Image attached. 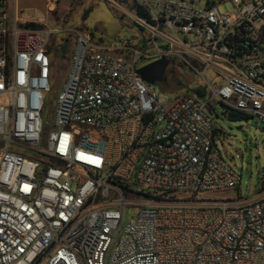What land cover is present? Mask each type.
I'll list each match as a JSON object with an SVG mask.
<instances>
[{"label":"built area","instance_id":"obj_1","mask_svg":"<svg viewBox=\"0 0 264 264\" xmlns=\"http://www.w3.org/2000/svg\"><path fill=\"white\" fill-rule=\"evenodd\" d=\"M136 2L137 37L64 31L47 122L61 31L0 0V264H264V181L229 196L242 176L215 141L218 106L264 125V0ZM161 59L205 86L161 96L137 73Z\"/></svg>","mask_w":264,"mask_h":264},{"label":"rangeland","instance_id":"obj_2","mask_svg":"<svg viewBox=\"0 0 264 264\" xmlns=\"http://www.w3.org/2000/svg\"><path fill=\"white\" fill-rule=\"evenodd\" d=\"M113 1L117 3V8H112L107 0H18L21 12L31 17L40 13L45 18V24L61 31L51 39L54 48L51 59L56 60V63L51 78L53 90L45 116L47 122L52 121L55 97L65 85L69 73L72 41L65 34L66 29L89 31L98 42H112L120 37H137L139 34L123 10L125 7L130 11L136 9V0H111ZM221 10L231 11V3L225 2ZM166 77V83L153 86L161 96L173 97L205 86L199 75L187 71L181 63L174 70L170 66ZM206 77L211 79L213 73L207 72ZM216 115V145L224 159L242 176L241 187L230 192L229 196L253 198L264 181V125L257 124L253 118L248 121H231L221 106L217 107ZM187 198L190 201L198 200L194 196ZM133 214V210L126 213L125 224L132 219Z\"/></svg>","mask_w":264,"mask_h":264},{"label":"water","instance_id":"obj_3","mask_svg":"<svg viewBox=\"0 0 264 264\" xmlns=\"http://www.w3.org/2000/svg\"><path fill=\"white\" fill-rule=\"evenodd\" d=\"M169 65V60L161 59L140 68L137 70V73L145 82L152 86H156L167 82L166 72Z\"/></svg>","mask_w":264,"mask_h":264},{"label":"trees","instance_id":"obj_4","mask_svg":"<svg viewBox=\"0 0 264 264\" xmlns=\"http://www.w3.org/2000/svg\"><path fill=\"white\" fill-rule=\"evenodd\" d=\"M32 27H35V28H39V27H41V26H39V25H31ZM228 118L231 120V121H242V120H244V121H248L249 120V117H247V116H244V115H242V114H240V113H237V112H232V113H229L228 114Z\"/></svg>","mask_w":264,"mask_h":264},{"label":"flooded vegetation","instance_id":"obj_5","mask_svg":"<svg viewBox=\"0 0 264 264\" xmlns=\"http://www.w3.org/2000/svg\"><path fill=\"white\" fill-rule=\"evenodd\" d=\"M166 75H167V72H166Z\"/></svg>","mask_w":264,"mask_h":264}]
</instances>
